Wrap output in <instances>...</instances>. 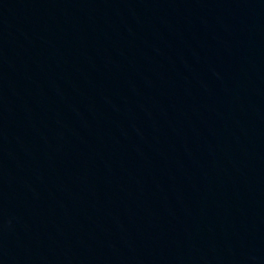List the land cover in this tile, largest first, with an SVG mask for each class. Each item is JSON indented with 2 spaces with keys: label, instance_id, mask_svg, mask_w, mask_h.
I'll list each match as a JSON object with an SVG mask.
<instances>
[{
  "label": "water",
  "instance_id": "water-1",
  "mask_svg": "<svg viewBox=\"0 0 264 264\" xmlns=\"http://www.w3.org/2000/svg\"><path fill=\"white\" fill-rule=\"evenodd\" d=\"M0 264H264V0H0Z\"/></svg>",
  "mask_w": 264,
  "mask_h": 264
}]
</instances>
